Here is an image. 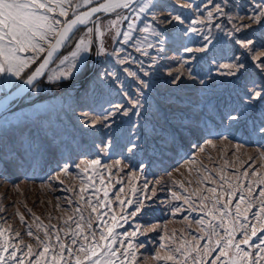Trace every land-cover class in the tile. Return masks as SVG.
<instances>
[{
  "label": "rangeland",
  "instance_id": "rangeland-1",
  "mask_svg": "<svg viewBox=\"0 0 264 264\" xmlns=\"http://www.w3.org/2000/svg\"><path fill=\"white\" fill-rule=\"evenodd\" d=\"M99 1L101 0H94L93 4ZM76 2L80 0H74V3ZM174 2L186 5L190 0ZM258 2L260 0H194L192 8L178 9L186 17L185 24L175 27L161 26L162 29L169 30L166 33L164 59L161 61L165 67L161 69V74L144 77L149 87L142 89L143 95H140L141 90L138 89L137 82L122 71L128 65L119 64L115 57L96 54V47L103 40L109 52L123 47L143 61L145 66L150 63L149 57L136 52L134 47V41H142L146 34L137 31L134 33V41L124 45L122 37L118 38L116 33L126 31L129 21L120 20L117 27H111V21L134 14L126 9H116L93 20L95 24L90 22L79 30L44 79L15 109L0 117V152L28 150L31 155L41 147L51 146L55 149L66 143L72 145L71 149L62 148L50 156H40L31 164L25 163L0 172V229L7 230L11 243H19L22 239L26 243H33L35 249V241L27 236L29 230L43 236L44 226L55 224L64 227L63 220L76 215L74 210L77 207L85 208L78 190L87 183L86 177L92 174L75 167L69 168V174H65L62 172L65 163L80 164L83 168V161L98 158L102 165L106 166L98 169L104 174V185L99 184L98 177L92 178L101 189L96 195L103 198L105 189L109 193L108 200L111 204L101 211L109 213L105 217L109 223L113 214L117 217L118 226L114 235H121L117 237L115 247L119 246L120 240L127 245L129 239L134 245L129 254L131 256L134 253L135 261L126 260L125 264H165L164 261L155 259L157 252L161 255L167 254V250L160 247L161 244L174 245L182 237L191 239L189 233L199 235L200 225L195 221L201 218L211 219L207 211L212 208L214 194L208 189L216 188L218 195L229 191L228 184H231L236 198L241 194L249 197L251 194L247 192L248 188H251L252 194L264 190V183H261L264 181V135L252 132L251 128L247 132L240 129L235 134L225 131L219 125V117L215 115L216 109H223L225 104L235 103L237 100L238 89L229 83L234 78L217 75L216 66L228 62L227 57L230 55L225 32L243 24H251L247 16L254 11L253 5ZM195 4H200L201 8L197 10ZM217 4L227 5V16L215 13L213 5ZM205 5L207 7H204ZM89 6L74 8L73 11L79 12ZM208 10L214 13L211 21L207 19ZM162 15H168V12L165 11ZM72 17L70 12L69 18ZM192 20H201L202 23L191 26L204 30L203 34H208L207 29H211V35L219 41L208 53L189 54L183 51L184 47L195 49L204 43L200 33L185 34L180 31L181 28H187ZM97 26L104 33L102 37L96 33ZM87 27H93L91 38L95 41L93 51L83 54L87 56L88 66L102 75L106 71H116L119 75L118 81L109 78H93L88 83L81 78L49 80L48 77L54 72L58 73L62 68H67V65H61L60 61L66 56L70 57L78 39L87 35ZM253 28L257 29L255 36H260L259 26L253 25ZM153 39L149 36V40ZM189 55L197 57L192 62V69L194 73L199 74L198 78L207 80L209 75L212 76V80H208V83L213 85L210 90L201 91L202 86L193 82L191 77L188 78L187 86L181 89L166 83L170 79L166 75L169 70L173 75L179 71L187 76V66H181V62ZM43 56L44 54H40L36 63L25 71L24 77L37 66ZM137 67L138 65H132L133 70ZM157 67L159 68V65ZM11 79L14 86L23 80H16L15 77ZM13 87L7 90L0 88V97ZM137 100L142 107L135 106ZM117 104L128 108L130 114L128 117L116 118L118 122L112 126L116 137L114 146L106 154L100 153L92 145L102 148L101 137L99 134L86 135L85 133H91L93 130L85 128L82 121L96 120L99 128L103 115ZM134 112L140 114L134 115ZM181 124L191 131L186 130L174 148L162 156L149 148L146 153L142 151L132 157L123 148L125 138L131 134L130 130L143 128L151 135L154 126L172 127ZM5 129L14 140L3 135ZM225 135L228 136L227 140L223 139ZM208 140H212L215 146L209 145ZM108 169L111 171L110 176ZM221 176L228 184L220 179ZM221 184H224L223 188L220 187ZM121 188L123 192L120 191ZM93 191L94 189L90 188L84 195L95 202ZM173 193L180 199H176ZM117 195L125 201L123 206L116 200ZM204 196L209 199L203 200ZM185 198L188 199L187 203ZM221 199L226 201L229 197L222 196ZM261 200H264V197L256 196L251 200L257 206L246 213L251 223H256L252 212L258 211ZM235 203L234 198L230 207H234ZM137 205L142 206L141 211L135 216L128 215L136 210ZM241 207L244 208L245 205L242 204ZM84 214L87 216L86 210ZM122 215L127 216L126 221L120 219ZM21 216L24 217L23 221ZM36 217H39V220ZM133 231L137 232L135 237L126 238L122 235ZM15 232H19L20 236L16 237ZM260 237H264V233L258 232L257 236L253 237V242L259 243ZM236 239H241L239 229ZM241 247L246 251L255 252V249L246 245ZM124 250L120 249L121 252Z\"/></svg>",
  "mask_w": 264,
  "mask_h": 264
},
{
  "label": "snow or ice",
  "instance_id": "snow-or-ice-1",
  "mask_svg": "<svg viewBox=\"0 0 264 264\" xmlns=\"http://www.w3.org/2000/svg\"><path fill=\"white\" fill-rule=\"evenodd\" d=\"M93 3L94 0H80L76 3L74 0H0V78H3L0 80V88L7 90L13 87L11 77H15L16 80L23 79L24 84L34 86L38 77L44 74V69L52 61L54 53L65 41L69 40V34L78 24L87 25L90 21L95 24L96 22L91 20L95 14L122 8L129 10L134 15H124L111 21V27H117L120 20L129 21L126 31L116 33L118 38L122 37L124 45L134 41V33L137 31L146 34L142 41H134V47L136 52H141L143 56L149 57L150 63L145 66L143 61L138 60L123 47L109 52L103 40L97 45L96 54L97 56L115 57L119 64L128 65L122 71L137 82L138 89L141 90L140 95H143L142 89L149 87V83L144 77L161 74V69L165 67L161 61L164 59L166 33L169 30L162 29L161 26L184 25L186 17L178 9L192 8L194 0H190L186 5L176 4L174 0H104L103 3H97L87 11H73L74 8L79 9L82 6L93 5ZM213 7L216 14L228 15L225 12L227 5L217 4ZM195 8L199 10L201 5L195 4ZM253 9L254 11L247 16V19L252 22L251 24H243L241 27L225 32L228 37L226 43H229L230 55L227 57L228 62L216 66L217 75L234 78L229 83L238 89L235 103L225 104L223 109L215 110V115L219 117V125L225 131L233 134L240 129L247 132L251 128L252 132L264 135V0L255 3ZM165 11L168 12V15H162ZM70 12L74 18H69ZM213 16V11L208 10L207 19L211 21ZM199 23L202 21L192 20L187 28L180 29L185 34L200 33L201 39L204 41L199 48L184 47L183 51L186 53H208L211 48L215 47V43L219 42L211 35V29H207L208 34H203L204 30L191 26ZM253 25L259 26L260 36H255L257 29L253 28ZM246 29L251 31H245ZM93 31V27L86 28L87 35L78 39L70 57L66 56L60 61L61 65L66 64L67 68H62L58 73L54 72L48 77L49 80L81 78L85 83H88L93 78L96 80L109 78L118 81L119 75L116 71H106L102 75L88 66L87 56L83 54L93 51L95 43L91 38ZM96 33L101 37L104 35L98 26ZM149 36L154 39L149 40ZM40 54H45L42 62L24 77L25 71L36 63ZM196 59V56L189 55L181 62V66H187V76L179 71L173 75L169 70L166 75L170 79L166 83L176 89H181L187 86L188 78L191 77L193 82L202 86L201 91L210 90L213 85L209 84L208 80H212V76L209 75L207 80L198 78L199 74L194 73L192 69V62ZM132 65H138V67L133 70ZM16 87L19 88V85ZM121 87H123L122 84ZM135 106L142 107L138 100L135 102ZM129 114L128 108L117 104L103 115L102 120L99 121V128H97L98 121L96 120L84 119L82 121L85 128L93 130L91 133H85L86 135L99 134L101 137L102 148L95 144L92 145L98 152L106 154L114 146L116 137L112 126L117 124V117H128ZM132 114L139 115L140 113ZM186 130L191 131L190 128L182 124L172 127L154 126L151 135L147 134L143 128L130 130L131 134L125 138L123 148L132 157L142 151L146 153L149 148L162 156L166 151L174 148L177 142L183 138ZM3 135L9 136L7 129ZM9 139L14 140V137L9 136ZM223 139L227 140L228 136H223ZM207 143L213 145L212 140H208ZM71 147L70 143L57 146L55 149L51 146L49 148L41 147L31 155L28 150L0 152V172L22 166L25 163L31 164L40 156H50L57 150L71 149ZM83 164L84 167L81 168L80 164L65 163L62 172L69 174V168L72 167L81 169L85 173L91 172L92 175L86 177L87 183L78 190L85 208L77 207L74 210L76 215L68 216L63 220L64 227L55 224L44 226L43 236L36 235L29 230L27 236L32 237L35 241V249L33 243H26L22 239L19 240V243H11V237L7 234V230L0 229V264H117V262L125 264L126 260L135 261L134 253L131 256L129 254L134 247L130 239L127 245L123 240H120L119 246L115 247L118 242L117 237L121 235L119 233L114 235L118 226L116 215L111 216V223H109L105 220L109 213L101 211L111 204V201L108 200V191L106 189L103 191V198L96 195L101 189L96 186V180L92 176L98 177L99 184L104 185V174L98 169L106 166L102 165L98 158L85 160ZM108 173L110 176V169H108ZM246 175L247 173H245ZM220 179L228 184L223 176ZM220 187L223 188L224 184H221ZM90 188L94 189L92 195L95 202L93 199L85 198L84 194ZM228 188L229 191L218 195L216 188L208 189L214 194L212 208L207 211V215L211 219L201 218L195 221L197 225H200L199 235L189 233L191 239L182 237L174 245L161 244L160 247L166 249L167 254L161 255L160 252H157L155 259L162 260L165 264H262L264 262V237H260L259 243H254L253 237H256L258 232L264 233V200L260 201L258 211L252 212L256 223L249 222L246 213L251 208L257 207L251 200L256 196L264 197V190L259 191L258 194H252L251 188H248L247 192L251 194L249 197L241 194L236 198V192L231 190V184H228ZM73 190L75 191V189ZM120 191L123 192V189L121 188ZM173 196L180 199L175 193ZM222 196L229 197V199L223 201ZM234 198L236 203L234 207H230ZM202 199L207 200L209 197L204 196ZM116 200L121 206L125 203L119 195L116 196ZM185 202H188L187 198H185ZM128 203L130 204L131 201ZM242 204L245 205L244 208L241 207ZM141 207V205H137L136 210L128 215L135 216L137 212L141 211ZM85 210L87 216L84 214ZM20 219L23 221L24 217L21 216ZM36 219L39 220V217ZM120 219L126 221L127 216L122 215ZM238 229L241 234L239 240L236 239ZM122 235L130 238L135 237L137 232H125ZM15 236L19 237L20 233L15 232ZM161 239L163 240L164 237ZM241 245L255 249V252L246 251ZM121 248L125 250L121 252Z\"/></svg>",
  "mask_w": 264,
  "mask_h": 264
},
{
  "label": "water",
  "instance_id": "water-1",
  "mask_svg": "<svg viewBox=\"0 0 264 264\" xmlns=\"http://www.w3.org/2000/svg\"><path fill=\"white\" fill-rule=\"evenodd\" d=\"M104 0H101L97 3H103ZM95 3V4H97ZM95 4L90 5L89 7H86L84 9H82L79 12H83V11H87L88 8L95 6ZM109 12H101V13H97L95 14L91 20H96L97 18H99L102 15H105ZM74 18V17H72ZM91 22V21H90ZM89 22V23H90ZM88 23V24H89ZM87 24V25H88ZM86 25H80L78 24L74 29L73 32L69 34L70 38L68 41H65V43L59 48L57 49V51L54 53L52 61L48 64V66L44 69V74L41 77H38L37 81L35 82L34 86L32 85H26L23 83V80L21 82H19L17 85H19V88H17L16 86H14L9 92H7L6 94H4L3 96L0 97V117L3 116L4 114L8 113L9 111L15 109L18 104L20 103V101L30 92L33 90V88L41 81L44 79V77L47 75L49 69L53 66V64L57 61V59L60 57V55L63 53L64 49L67 47V45L69 44V42L71 41V39L75 36V34L83 27H85ZM45 55V54H44ZM44 57V56H43ZM40 60L39 63L42 62L43 60ZM39 63L37 64L36 67L39 66ZM35 67V68H36ZM35 68L33 70H35ZM32 70V71H33Z\"/></svg>",
  "mask_w": 264,
  "mask_h": 264
},
{
  "label": "trees",
  "instance_id": "trees-1",
  "mask_svg": "<svg viewBox=\"0 0 264 264\" xmlns=\"http://www.w3.org/2000/svg\"><path fill=\"white\" fill-rule=\"evenodd\" d=\"M81 29H82V28H81ZM81 29H80V30H81ZM39 83H40V82H39Z\"/></svg>",
  "mask_w": 264,
  "mask_h": 264
}]
</instances>
